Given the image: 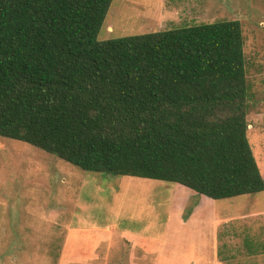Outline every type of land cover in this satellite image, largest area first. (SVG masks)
I'll return each instance as SVG.
<instances>
[{
	"label": "trees",
	"instance_id": "1",
	"mask_svg": "<svg viewBox=\"0 0 264 264\" xmlns=\"http://www.w3.org/2000/svg\"><path fill=\"white\" fill-rule=\"evenodd\" d=\"M112 0H0V136L214 200L264 190L238 20L99 41Z\"/></svg>",
	"mask_w": 264,
	"mask_h": 264
},
{
	"label": "rangeland",
	"instance_id": "2",
	"mask_svg": "<svg viewBox=\"0 0 264 264\" xmlns=\"http://www.w3.org/2000/svg\"><path fill=\"white\" fill-rule=\"evenodd\" d=\"M219 20L241 23L247 138L264 178V0H112L97 39ZM175 185L84 171L0 136V264H159V251L163 264H264V190L218 200L192 192L173 207L172 190L192 191ZM92 223L118 229L68 228Z\"/></svg>",
	"mask_w": 264,
	"mask_h": 264
},
{
	"label": "crops",
	"instance_id": "3",
	"mask_svg": "<svg viewBox=\"0 0 264 264\" xmlns=\"http://www.w3.org/2000/svg\"><path fill=\"white\" fill-rule=\"evenodd\" d=\"M122 186H123V184H122ZM140 186H142V187H145V185H140ZM175 186H177L176 188L178 189V187L179 188H182L181 190H185V189H183L184 188V186H182V185H180V184H176ZM190 190V189H189ZM192 192H194V191H184V192H182V198L181 197H179L176 193H175V191L174 190H172V192H170V194H169V196H170V198H171V203H172V205H173V207L175 206V205H177V204H180V206L183 204V203H185V198L186 197H190L189 195H191V194H193ZM195 193V192H194ZM204 196V195H203ZM209 198V197H208ZM204 200H206V199H204ZM203 201V200H202ZM180 209H181V207H180ZM191 217H193V216H191ZM219 218V216L217 215V213L215 214V216H214V227L216 228L217 227V225H218V222H217V219ZM91 227H88V228H84V227H82V226H72V227H68L70 230H72V231H83V230H89V231H99V230H107V231H109V232H114V231H116L118 228H117V226L116 225H114V224H109V225H104V226H99V225H96V224H94V223H92L91 225H90ZM167 226V225H166ZM101 227V228H100ZM117 228V229H116ZM121 230V232L122 233H126V234H128V231H126L125 229H123V228H121L120 229ZM163 236H164V232H163V234H162V237H161V239H160V243H161V245H160V247H163L164 246V242H165V240H164V238H163ZM137 237H141V236H138L137 235ZM159 257L162 259V253H161V251H159ZM159 260V264H163V261L162 260Z\"/></svg>",
	"mask_w": 264,
	"mask_h": 264
}]
</instances>
